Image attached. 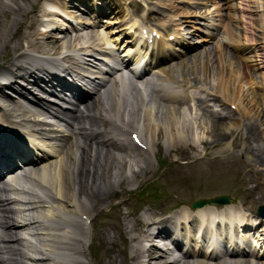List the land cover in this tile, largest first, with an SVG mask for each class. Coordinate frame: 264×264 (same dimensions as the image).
Returning <instances> with one entry per match:
<instances>
[{
    "label": "bare ground",
    "instance_id": "1",
    "mask_svg": "<svg viewBox=\"0 0 264 264\" xmlns=\"http://www.w3.org/2000/svg\"><path fill=\"white\" fill-rule=\"evenodd\" d=\"M41 1L0 0V25L12 28L8 33L4 31L5 27L0 31V124L18 134L50 143L47 153H36L42 154L43 158L31 161L29 151L19 143L21 138L0 134V173L24 162L21 181H15L19 187V193L15 195L30 199L15 202L5 196V189L0 188V264H87L81 258L90 255L91 245L86 248V236L90 230L93 232L94 220L90 221L89 230V217L92 212L107 211L101 205L108 206L110 198L158 179L151 154L155 158L162 153L169 158L176 156L170 163H178L182 156H189L195 166L205 162L211 176L245 174L256 168L255 176L247 179L248 183H254L250 201L254 202L256 195L259 201L264 200V182L257 181L258 175L264 178V72L259 74L260 82L253 78L257 62L264 63V15L260 23H249L251 18L248 22L243 21L249 25L241 26V30L251 34L246 35V39H250V44L262 42L263 46L244 50L239 64L221 61L220 54L223 57L225 49L216 45L220 48V56L215 88L224 100L222 104L227 101L232 111L225 115L208 114L204 98H198L197 109L192 114V108H181L189 100L187 90L183 89L185 93L178 90L190 82L186 78L175 79L173 67L163 66V62L175 56L168 53L164 45L169 47L175 41L162 40L163 33L159 30V39L153 38L152 45L147 48L143 45L134 53V43L127 40L130 46L120 56L113 51H110V57L107 55L126 68L132 59L135 64L145 59L142 72L133 73L138 81L132 82L117 70L116 76L104 74L108 79L98 89L93 85L90 97L79 95L63 76L54 75L48 65H57L67 75L97 68L100 61L91 60L93 54L105 58L103 47L117 38L109 39L103 30L96 29L97 24L76 25L71 19L74 16L80 20L109 15L106 18L115 25L124 22V4L121 0H45L50 9L57 12H52V17H44L43 9L38 6ZM137 1L130 0L129 3L133 5ZM255 3L264 8V0ZM229 8H226V15L231 19ZM125 25L130 33L139 27L130 21ZM100 26L103 28V24ZM146 29L152 30L151 27ZM232 29L227 32L228 42H237ZM69 30L74 34L69 35ZM176 43L181 41L176 40ZM61 53L67 64L64 68L55 57ZM187 59L176 64L182 72L185 65L181 64L189 60L192 71L196 67L195 55L191 54ZM209 69L204 65V71ZM83 75L97 79L96 75ZM138 82L147 87V92L137 86ZM5 89L16 95L14 100ZM63 90H70L75 95L64 102V108L49 102ZM212 98L217 99L216 96ZM77 101L81 107L75 106ZM45 118H52L55 124L44 123ZM203 120L204 126L208 124L206 127L201 124ZM199 128L210 137L209 140L192 133V129ZM114 129L120 130L125 137L136 133L145 147L129 139L127 144L117 142L111 135ZM228 138L234 148L243 142L242 153L230 154L221 146ZM11 171L13 175L14 169ZM123 205L126 203L122 200L111 206L116 218L121 220L117 222L116 230L104 229L97 235L103 242L105 264H264L261 261L264 260V237H259V242L252 237L256 245L259 244L261 253L230 251L218 255L197 247L212 215L224 218L233 226L242 222L249 232L257 223L255 231L259 233L264 218L256 216L246 200L232 199L226 205L209 202L196 208L184 205L169 214L165 208L161 214L146 208L131 219H122L131 215L130 211L122 209ZM246 212L249 213L246 215ZM25 213L33 215L27 224L17 219ZM247 220L254 223H247ZM18 231L20 235L21 231L34 232L36 257L30 259L24 252L31 244L20 238ZM233 234L237 237L238 230L234 229ZM166 236L172 238V249L165 244ZM94 237L95 232L92 239ZM156 238L161 239L157 241ZM182 244L188 247L184 251L180 250Z\"/></svg>",
    "mask_w": 264,
    "mask_h": 264
},
{
    "label": "rangeland",
    "instance_id": "2",
    "mask_svg": "<svg viewBox=\"0 0 264 264\" xmlns=\"http://www.w3.org/2000/svg\"><path fill=\"white\" fill-rule=\"evenodd\" d=\"M121 1L122 4H124L123 7L127 10V14L125 17H127L128 19L135 18L136 20L147 24L157 23L161 28L166 27V25H170V27L172 26L173 28L181 26V33L183 35L180 38L182 39L183 43L185 41V45H187L188 47V51L185 53H187L188 55H195L197 62L194 71H192V69L190 68V60L186 64H181L185 65L184 72L180 71L179 68L176 69L174 67V77L179 80L187 77L190 81H193V83L195 84V87L193 88L197 90L200 96L206 98L205 105H207L206 108L208 111H213L214 113H220L222 115H225L227 112L232 111V106L230 107V104L228 102L222 104L220 100H222L223 98L221 97L218 90L215 89V85L218 80V57L221 55V61L224 60L226 63H229L230 61H236L239 64V55L241 53L239 55L236 54H238L240 50L234 48L232 49L231 45L237 44L238 47H246V45H249L248 43L250 42V40H246L245 35L250 33L241 30V26L243 24L242 19H244L245 21H249L248 18H251V23L261 22V18H263L262 16L264 15V8L259 7L258 4L255 3L256 0H229V3H226L223 0L219 1L217 5L220 8H223V6L232 7L231 14L233 16V20H230L229 25H225V22L220 20H229L226 15H224L226 14L225 11H222L221 9L222 16H215V12L213 11V8H211L212 4L211 2H207V0L206 2H204L205 0H203V2L202 0H160L161 3L155 0H138L137 4L133 5L129 3L130 0ZM38 6L40 8V4H38ZM241 7L247 8L248 11L241 10ZM159 11H161V14L158 13ZM184 11L186 12L184 13ZM134 13H136V15ZM106 17L107 15L102 17L100 16L96 19L100 20L98 27L99 29L97 30L100 32L101 30H103L102 32L108 34L107 36L109 38H119L123 36V31L118 30L117 25H119V23L111 25L109 23L110 21ZM152 18L154 19L153 21L151 20ZM102 19L105 20L102 21ZM71 22L76 25L86 23L91 24V18L84 17L80 20H76V17L74 16L73 19H71ZM101 24H103V28H101ZM4 27V31L7 33L9 28L12 29L9 25H0V31L4 29ZM113 27H115L116 32L114 31ZM231 28H233L232 30L237 32V34L239 35V41H237V43H235L234 41L228 42V35L226 31H230ZM169 31H172V29H166L165 32ZM71 33L73 34V32L69 30V35ZM125 38H127L126 34L124 35L123 39ZM216 45L225 49L223 52V57L222 53L219 55L218 51L220 48H218ZM257 45L263 46L262 42L258 43ZM1 50L2 49H0V51ZM213 52L215 53V56L212 57ZM188 55L180 56V60L178 62H181L182 59L188 60L187 58H185ZM178 62L177 60L173 61L172 59L169 60L167 64L173 66ZM204 65L205 67L207 66V68H210L209 71H204ZM227 65L228 68L231 67L232 70L235 69L229 64H225V66ZM256 65H258L259 67L255 72H253V78L256 82H260L261 79L259 78V73L264 72V63L257 62ZM192 77H196V79L192 80ZM206 92L209 94L208 96L206 95ZM190 94L198 96L197 94ZM210 95H217L218 99L214 100ZM189 103L192 106L191 113L194 114L195 109H197L196 107L194 108L195 101L193 100ZM200 111L206 113L204 110ZM204 121L205 120H203L201 124L203 127H206L208 124L206 123L204 126ZM139 125L141 126L139 128H142V124L139 123ZM203 132L201 128L196 129L195 131H193L192 129V133H194L195 135L204 137L209 140L210 137L203 134ZM230 143L231 138H228L225 141H222L221 146L225 147V149L230 154L239 155L240 153H242V150L244 149L243 142L240 143V145L236 148L232 147ZM220 149L221 148H217L216 150ZM151 160L153 166L157 168V172L159 173L155 175L156 177H158V179L152 181L150 184H140L136 190H131V192H129V194H127L126 196L124 193L123 199L127 200L125 207L122 208L123 210L133 211L135 210V207L142 206V204L144 203L145 204L143 205V208L148 206L156 208L160 200L162 198H165V202H167V206L165 207H168V211L173 212L174 209L172 210L171 206L175 202L178 204L181 202L190 204L193 200L198 198H209L219 195H228L230 198L234 196V198H236L238 201L246 200L249 204V208L252 211H254L257 205L264 203V200L259 201L260 199L257 198L258 195H256L254 198L255 203H251L250 201V191L254 186V183H248L247 179L249 177L255 176L256 168H254L253 171H250L248 173L246 172L245 174H241L242 172H237V174L226 175L224 177L216 175L211 176L210 174H208L209 167H206L205 162H203V165L201 166H195V164L191 162L192 160L189 156H182L179 159V164L167 163L169 159L168 156L165 155V153H162V155L158 156L157 158H155L154 155L151 154ZM164 165L166 166L163 169L162 166ZM257 181L259 183H262L264 182V178L258 175ZM147 190H149V194L147 193ZM119 200L120 198L112 197L109 199L108 204L113 207L114 204L119 202ZM102 206L105 207L106 204H102ZM158 211L160 212V208ZM93 219V229L95 230V237L93 238L94 241L91 244L93 260L89 255H86V260L90 264H105L106 260L102 251L103 242L101 239L97 238V235L98 233L101 234L104 229L115 231L117 222L121 220H118L116 218L113 208H110V211L108 212H92L89 220ZM122 219H129V216H126L124 218L122 217ZM259 233L261 232L259 231ZM90 238L92 239V231L88 234V240H91Z\"/></svg>",
    "mask_w": 264,
    "mask_h": 264
},
{
    "label": "water",
    "instance_id": "3",
    "mask_svg": "<svg viewBox=\"0 0 264 264\" xmlns=\"http://www.w3.org/2000/svg\"><path fill=\"white\" fill-rule=\"evenodd\" d=\"M215 202L217 201V202H219V203H226V202H228L229 200L226 198V197H220V198H217V199H215L214 200ZM201 204H203V202L202 201H198V202H196V203H194V206H201Z\"/></svg>",
    "mask_w": 264,
    "mask_h": 264
}]
</instances>
